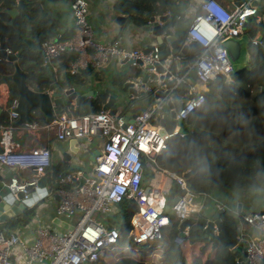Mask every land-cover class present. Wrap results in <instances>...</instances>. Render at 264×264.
<instances>
[{"label":"built area","instance_id":"obj_1","mask_svg":"<svg viewBox=\"0 0 264 264\" xmlns=\"http://www.w3.org/2000/svg\"><path fill=\"white\" fill-rule=\"evenodd\" d=\"M254 2L255 0H245L241 5L232 3L234 7L230 8L221 0H201L186 28L183 41L186 45H196L198 53L191 64L185 65L186 73L183 74L178 68L183 60L179 53L160 59L156 45L145 52L143 49H128L117 41H98L90 21L88 0H72L70 10L74 24L73 35L69 39L57 36L55 41H43L40 45L43 64L48 65L65 54L76 53L77 58L69 64L70 74L76 75L87 67L99 70L111 61H117L121 65L130 62V65L140 67L149 76L145 83L142 78L134 82V86L145 95H153L157 90L165 88L168 82L171 83L168 89L171 92L186 84L185 76L195 70L200 85L190 84L185 100L180 107H174L175 119L183 121L203 106L205 97L202 89L207 82L222 80L230 83L237 74L221 42L230 37L239 38L247 34L246 28L251 21L264 22V14H259ZM249 39L250 60L249 48L257 45L259 38L255 36ZM6 53L15 54L8 49ZM158 65L162 69L160 72ZM151 84H155L154 87ZM198 86L202 88L199 89ZM47 93L52 94L53 91L48 90ZM169 94L153 99L147 105L134 104V118L131 122L125 121V115H113L109 110L87 115L62 111L51 121H32L21 125L29 132L52 131L59 141L85 138L88 143L98 137L102 139V146L90 171L76 169L58 175L50 187L51 195L58 197L54 211L56 217L69 222L71 228L59 232L50 226L38 227L32 241L21 237V228L9 235L0 232V264H19L16 260L17 249L22 256L20 264H107L109 256L114 257L118 253V247L123 248L120 251L124 252L147 241H161L166 238L171 219L165 213L167 201H159L155 197L157 193L143 185L147 161H143L141 157L144 155L148 160L159 154L176 133L184 136L178 129L172 134L160 135L159 126L152 124L158 120L159 115L157 118L156 116ZM142 98L139 95L132 97L133 100ZM16 105L17 100L13 102L10 110L11 124L19 119L14 110ZM12 127H0V146L5 147L0 151V164L33 172L34 177L31 179L12 175L8 183V195L12 199H18V194L22 193V200H29L33 198L35 190H38V179L46 175V169L51 165V153L48 148L41 146L17 149L11 143ZM164 139H168L166 144H161ZM143 144L149 150L143 148ZM153 166L184 192L183 195H178L172 206L173 217L179 221L189 219L192 212L199 210L195 197L209 196L190 191L183 175L169 171L154 161ZM80 180L83 183L77 188ZM187 195L190 196L188 199ZM124 198L135 201L137 205V210L131 217L129 233L135 246L121 247L123 245L118 244V230L109 228L96 219L98 215L102 220L115 215L117 203ZM237 215V246L242 244L245 251L244 261L246 264H260L264 258V213ZM217 233L214 225L211 235L216 236ZM184 235H188V228ZM135 252L138 253V249Z\"/></svg>","mask_w":264,"mask_h":264},{"label":"trees","instance_id":"obj_2","mask_svg":"<svg viewBox=\"0 0 264 264\" xmlns=\"http://www.w3.org/2000/svg\"><path fill=\"white\" fill-rule=\"evenodd\" d=\"M160 1L161 5H156V0H117L115 10L119 14H125L128 20L137 26H142L151 15L171 10L176 0ZM23 3L24 7L13 26H7L5 21L8 20V14L2 11L15 8L17 1L0 0V37L3 35L8 37L11 52L21 51L17 64L25 72L27 84L40 91L43 87L52 85L51 76L47 65L43 64L40 52L41 40L37 41L34 49L28 48L25 44V38L34 34V31L28 30L27 27L34 22L39 3L38 0H23ZM253 22L256 24L253 38L258 35L259 43L249 48L250 63L247 68L234 75L228 84L220 80L208 87L204 86L203 106L192 112L180 125L179 133L188 135L189 145L179 134L170 139L167 146L155 156V160L163 168L183 175L192 167L193 151L197 170L185 178L187 186L194 193L207 194L214 199L223 194L239 191L264 195V25L263 27L260 25L264 22ZM182 36L184 37V34ZM193 52L198 53V48L193 47L191 54ZM65 56L66 64L58 68L63 72V77L57 83L58 87L69 89L86 84L87 75L83 70L77 75L67 71V64L78 55L68 53ZM15 64L0 58V83L7 81L5 76L14 73ZM7 82L10 84L7 101L11 106L18 97V91L13 81ZM123 82L124 78L115 80L118 85H122ZM186 92L182 86L174 90L176 108L180 107L183 102L181 96ZM106 96L107 93L101 94L93 103L104 101ZM77 113L84 115L87 112H81L79 107ZM1 119V123H10L8 113L2 114ZM195 122L201 129L214 134L204 136L192 133L191 129ZM141 158L143 161L147 160L144 155ZM61 167L62 165L57 166L51 173L48 171L50 167H47L48 179L63 172ZM144 169L147 172V179L150 180V172L147 168ZM171 192L176 195L184 193L176 184ZM37 205L38 203H35L19 215L3 222L4 233L9 235L17 228L29 224L35 217ZM116 207L115 215L100 221L109 228L118 230L119 245L135 246L129 233L131 217L136 212L137 205L135 201L124 198ZM207 217L205 209H200L192 212L187 220L179 221L174 217L170 219L165 238L164 264H238L240 254L236 251L238 244L236 215L223 211L219 216L220 229L217 235L210 234L204 237L205 231L201 229L202 219ZM186 228L187 236L184 235ZM112 264L146 263L125 257ZM260 264H264V258Z\"/></svg>","mask_w":264,"mask_h":264},{"label":"crops","instance_id":"obj_3","mask_svg":"<svg viewBox=\"0 0 264 264\" xmlns=\"http://www.w3.org/2000/svg\"><path fill=\"white\" fill-rule=\"evenodd\" d=\"M71 1L72 0H38L39 3L37 8L38 14L35 17L34 22L32 24H29L27 27L28 30L34 31L33 35L27 36L25 38V44L28 48L34 49L39 39L41 40L42 43L43 41L46 40H54L56 39L57 36H60L63 39H69L73 35L74 24L70 10ZM221 1L226 3V5H228L230 8L234 7L233 5L235 3L234 1L232 2L233 4L231 3L230 0H221ZM88 2H89L90 21L94 28V36L98 41L103 43L117 41L128 49H143L144 46L154 44L155 42L154 37H150V38L149 37L146 38L145 36L143 37L144 31L142 29L144 28L143 26L146 23L142 26H137L134 22L129 21L125 14H121V13L119 14L116 12L115 4L117 0H88ZM200 2L201 0H176L172 5V9L167 10L166 13L169 12L171 13L174 10H179L180 15L176 23L178 21L182 22L183 24H186V28H187ZM155 3L156 5H161L160 0H156ZM23 7H24V3H23ZM257 7L259 10V14L261 15L264 14V0H258ZM117 15H121L125 17L124 24L122 27H120V31H118L119 28L118 25L115 24L113 21V19ZM153 15L158 17L161 14L155 13ZM16 18L14 19L13 23H10L11 17L8 15V20L5 21V24L7 26H13ZM149 18L147 22L149 21ZM170 30H171L170 31L171 34L177 36V38L182 39L184 41V37L182 36V34H184L185 36L186 29L182 30L174 26ZM3 36H4L6 49L10 50L8 47V41H9L8 37L5 35ZM256 36L259 37L258 35ZM190 54L191 52H189L188 54L189 57ZM65 55L62 56L61 58L53 60L51 63L47 65L48 73L51 76L52 85L49 87H43L42 90L38 92H47L48 90H51L53 91V93H55L54 95L56 97H62L63 100H65V96L63 92L68 88H60L58 87L57 84L58 81L63 77V72H60L58 68L61 65L66 64ZM70 62L67 64L68 72H69ZM183 63L184 62L182 60L180 66L177 67L179 68L180 72L184 74L186 73V68H185L186 64L184 65ZM188 64L190 63L188 62ZM123 71H125V73H123ZM84 72L87 75V83L78 86L76 88H73L77 94H84L88 91H92V95L90 97L83 98L79 105L81 112H87L84 115L90 114L91 107L95 109V112L101 111L102 110L101 107L106 101L109 92L110 91L116 92L120 90L119 87H121V85L115 83V80H117V78L118 79L124 78V81L129 79L136 82L140 78H143V76L146 74V72L138 66L129 65L127 68H122L121 64H119L117 61L108 62L107 64L102 66L99 70L89 69L88 71H84ZM189 74L185 76L186 84L181 85L186 90H189V85H190V83H188L187 81ZM7 81L0 83V127L8 128L9 125L13 126L10 130L11 143L17 149L24 150V149L32 148L34 146L35 147L41 146L48 148L51 153V165L49 166L50 168H48V171L50 173L54 171V168L60 165H62L61 168L64 170L63 172L57 173L55 176L52 175L50 177L51 178L50 180L48 179L47 175H45L47 180L46 185L44 187L38 186V190H35L34 192V195L38 197V199L34 200L33 197L32 203L29 206L38 203L35 217L32 219V221L29 224L21 228L23 234L21 237L27 241H32L36 236L35 230L38 227L50 226L51 229L59 232L69 228L68 226L71 224L66 220H64L63 218L56 217L54 213L55 207L58 203V199L56 196L51 195L52 192L50 190V187L52 186L54 178L58 177V175L69 173L76 169H84L86 172L90 171V169H92L93 165L95 164V161L94 162L91 161L90 158L93 152L96 153L97 151L100 153L102 146V139L95 137L88 142L87 149L83 154L84 158L75 160L74 159L75 156L72 155L71 161H63V154L69 152L68 140L66 141L57 140L55 133L52 131L29 132L22 128L21 126L22 124L19 126H14L13 124L15 122L11 124V119L9 124L1 123L2 114L8 113L10 116V110L12 109V105L9 106L7 101V97H8L7 94L10 87V84ZM30 88L37 91L34 86H30ZM198 88L201 89L202 87L198 86ZM60 91H62L61 94ZM164 92H165L164 93L165 97L167 96V94L170 93L169 98L167 99L166 103L162 106V109L158 112L156 118L158 117V115L162 116L164 114V112L168 109L167 104L169 102H171L173 106L176 108L175 105L176 98L174 96V90H172L171 92H169V90H165ZM103 93H107L106 99L104 101H101L100 103H93L94 99L98 98ZM186 95H188V92L184 93L183 96H181L183 97L182 101L185 100ZM133 102H131L133 106H131L130 108L132 111L135 108L134 104L135 106L137 104H141L143 103V100L135 99ZM151 102L147 104H150ZM62 108L64 107L54 108L56 115L63 111ZM66 108H69L70 113L78 115L77 113L78 111L76 110L74 101L66 103ZM124 112L125 111H119L117 115L124 116L125 115ZM34 121L39 123L46 122L45 117L41 113H38V117H36V120ZM152 124L157 126V121L156 120L153 121ZM175 129L180 130V127L177 126ZM4 148H5L4 146H0V151H3ZM155 156L146 160L147 163L145 168H147L148 171L150 172L151 179L150 180L147 179V172L144 169L143 185L154 191L155 187L160 184L161 185L160 191L154 193H157V196L155 195V197H157L159 201L164 202L165 200L168 201L169 198L178 195L174 193L172 194L171 192L175 184H173V182L166 175L162 174L158 170H155L153 166V161L157 165L161 166L155 160ZM75 166H77V168ZM12 175H18L21 179H31L34 177V174L31 170H19L17 168H10L0 164V196L1 197H4L8 194V183ZM204 197L210 198L213 202L211 213L207 212L208 207L206 203L200 204L199 202L197 201L196 202L197 205L199 206V210L205 208V211L208 214L207 219H210L211 216H213V214L219 207H222L224 211L226 210L232 212L234 215H236V218H238L237 214H246L249 212L264 210V195L262 194H252L247 191H239V192H231V193L223 194L220 197H217L216 199L212 198L211 196L209 197L204 196ZM238 204H240V209H238ZM156 242H158V244L159 243L166 244V239ZM130 248L132 250V253H135V250H137V247H130ZM17 253L18 255L16 260L17 263L20 264L22 262V258H21L22 256L20 254L19 249H17ZM120 253L129 254L130 252L120 251ZM146 253L149 254V251L147 250ZM14 260H15V255H14Z\"/></svg>","mask_w":264,"mask_h":264},{"label":"water","instance_id":"obj_4","mask_svg":"<svg viewBox=\"0 0 264 264\" xmlns=\"http://www.w3.org/2000/svg\"><path fill=\"white\" fill-rule=\"evenodd\" d=\"M234 1L237 5H241L245 2V0H231ZM258 0H255V4H257ZM23 8V0H17V7L11 10H3L2 12L7 13L11 17L10 23H13L14 19L19 15V11ZM179 10H174L173 12H169L166 14H161L158 17L155 15L149 18V21L143 26L142 29L144 31L143 37L146 38L154 37L155 42L154 44L144 46L143 50L148 52L153 49V46L156 45L159 50V57L160 59L165 58L168 55L174 54H181L183 56V64H187L190 60L189 52H191L193 47L196 45H186L183 44V40L177 38V36L170 33V29L173 28L176 24V21L179 17ZM125 17L121 15H117L113 21L115 24L118 25V31H120V27L124 24ZM249 36L248 34H244L239 38L230 37L221 42V46L226 50L228 58L232 64L233 69L236 72L243 71L247 68L250 63L249 55H248V45H249ZM55 41V39L53 40ZM21 51L15 54H7L6 53V45L4 42V36L0 37V58L6 59L11 62H15V70L14 73L10 76H5L7 80H11L15 83L17 91H18V99L17 105L14 110L18 113L19 119L13 125L19 126L25 122L30 123L34 121V118L38 117V113H41L45 117V121H51L55 118L56 112L54 108L57 107H64L62 108L64 112H70L69 108H66V103L74 101L76 110L78 111V107L85 97H90L92 95V91H88L84 94H77L76 91L71 89L64 90L63 94L65 96V100L62 97H56L53 94H48L47 92H38L30 88V86L26 82V74L25 72L18 66L17 60L19 59ZM138 64H141L138 61ZM130 65V62H126L121 65L122 68H127ZM90 67H87L84 71H88ZM161 66L158 65V72H160ZM125 73V71H123ZM193 77L196 79L195 70L191 71ZM148 74H145L142 78V82L145 83L148 80ZM155 84H151L154 87ZM171 87V83L168 82L166 87L160 90H157L153 95H145L141 90H138L134 86V81L126 80L122 83L119 91H110L108 97L104 104L102 105V110L109 109L110 113L116 115L119 111H125V121L131 122L134 118L133 111L130 109L132 105L131 102L134 100L132 99L133 96H142L143 104H147L153 99L161 98L165 94V90H168ZM62 91H60V94ZM124 94V98L121 95ZM125 96H127L128 102L126 105H123L122 102L125 100ZM134 103V102H133ZM168 109L164 112L162 116L158 117L157 125L159 126V134H172L175 131V128L182 124V120H176L175 116V109L171 102L167 104ZM95 109L93 107L90 108V113H94ZM179 131V130H178ZM192 133L200 134L204 136L213 135L214 133L201 129L197 122H195L191 129ZM177 135L171 138L173 139ZM189 145L188 135L183 136ZM69 144V152L63 154V161H71L72 155L75 156V160L80 159L83 157L85 150L87 149L88 143L86 142L85 138H71L68 140ZM99 154L92 153L90 158L91 161H95V157ZM153 157V156H151ZM191 161L192 167L190 170L183 174L184 178H188L195 173L197 170V163L195 162V154L191 151ZM77 168V166H75ZM46 177L41 176L38 179V186L44 187L46 185ZM83 183V180H80L79 185L77 188ZM45 191V190H44ZM34 200H37L34 194ZM190 196L187 195L186 198L188 199ZM178 196L171 197L168 199L167 204L165 206V213H167L169 218L173 217V210L172 206L177 201ZM23 194H18V199L14 200L11 198L10 195H6L4 197L0 196V232H4V225L8 218L15 217L22 213L31 203L32 199L29 200H22ZM58 199V197H57ZM238 209H240V204H238ZM224 209L222 207L218 208L213 216L210 219L204 218L202 219V227L205 231L204 237H207L211 234L213 227L215 225L217 231L220 229V220L219 216L223 213ZM264 213V210L261 211H254ZM69 229L71 226H68ZM221 236V234L219 233ZM236 251L239 252L240 256L238 258L239 264H246L244 261L245 258V251L243 250L242 244H239L236 248Z\"/></svg>","mask_w":264,"mask_h":264},{"label":"rangeland","instance_id":"obj_5","mask_svg":"<svg viewBox=\"0 0 264 264\" xmlns=\"http://www.w3.org/2000/svg\"><path fill=\"white\" fill-rule=\"evenodd\" d=\"M255 25L256 24H254V22L251 21L248 24V27L246 28V33L248 34L249 38H251V37L253 38V34L255 33V30H254ZM260 25H262V27H263L264 23H260ZM175 27H177L178 29L184 30V29H186V24H183L182 22L178 21L176 23ZM259 28H260V30L262 29L261 26ZM258 34H259V32H258ZM195 53L196 52H193L191 54V57L189 60L190 64L194 60ZM187 81L190 84L200 85V81L198 79H195L193 77L192 73L189 74ZM210 84H215V81H209L205 84V86L208 87ZM226 84H228V83H226ZM121 97L124 98V94H122ZM126 98H127V96H125V100L122 102L123 105H126V103L128 102V100ZM81 158H84V156ZM195 200L197 202H199L200 204L206 203V205L208 207L207 212L211 213L213 202L210 198H205L204 196L201 195V196L195 197ZM204 209L205 208H203L202 210H204ZM96 219L101 220V217L98 215ZM157 244H158V242H156V241H147L143 244L136 245L137 249L139 251L138 253L137 252L132 253L131 248L126 249V251L130 252L129 254L120 253V250H123V248L118 247V253L116 254L115 257L109 256L107 264H112V263H114V262H116L122 258H125V257H129V258H132V259L138 260V261H143L146 264H164V252H165L166 244L159 243L158 246H157ZM147 250L149 251L150 255L148 253H146Z\"/></svg>","mask_w":264,"mask_h":264},{"label":"bare ground","instance_id":"obj_6","mask_svg":"<svg viewBox=\"0 0 264 264\" xmlns=\"http://www.w3.org/2000/svg\"><path fill=\"white\" fill-rule=\"evenodd\" d=\"M167 140H168V139H164L163 142H162L161 144H166ZM142 147L145 148L146 150H149V147H147V146L144 145V144L142 145ZM160 189H161V185L159 184V185H157V186L155 187V189H154L153 192L160 191Z\"/></svg>","mask_w":264,"mask_h":264},{"label":"snow or ice","instance_id":"obj_7","mask_svg":"<svg viewBox=\"0 0 264 264\" xmlns=\"http://www.w3.org/2000/svg\"><path fill=\"white\" fill-rule=\"evenodd\" d=\"M107 171V169H105Z\"/></svg>","mask_w":264,"mask_h":264}]
</instances>
